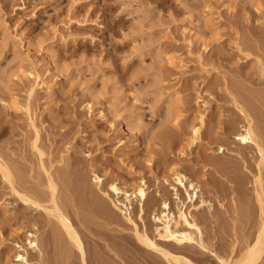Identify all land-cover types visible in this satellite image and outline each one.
<instances>
[{"label":"rangeland","instance_id":"rangeland-1","mask_svg":"<svg viewBox=\"0 0 264 264\" xmlns=\"http://www.w3.org/2000/svg\"><path fill=\"white\" fill-rule=\"evenodd\" d=\"M245 117L264 149V0H0V163L11 178L0 173V264H80L48 212L47 172L86 264H172L125 220L154 238L163 202L184 204L206 247L235 260L259 229L255 187L264 197L263 162L235 139ZM176 173L198 186L191 202ZM141 181L142 221L137 197L122 214L123 197L104 195Z\"/></svg>","mask_w":264,"mask_h":264},{"label":"bare ground","instance_id":"bare-ground-1","mask_svg":"<svg viewBox=\"0 0 264 264\" xmlns=\"http://www.w3.org/2000/svg\"><path fill=\"white\" fill-rule=\"evenodd\" d=\"M246 118V124L244 128L240 130V132L235 133V139L240 142L242 145L251 144L253 145L257 153L259 155V162H263L264 165V149L263 144L261 142V135L257 134L254 128L252 127V124L250 120ZM199 125L194 126L191 128V143H194V141L198 138V133L200 131V127H202L203 119L202 117L199 118ZM260 133V132H259ZM221 151L219 150L218 153ZM0 173L1 176L7 180L11 184V178L8 171L5 169L4 166L0 163ZM173 179L176 185L182 187L185 190L187 200L191 202L194 198L197 197V192L199 191V188L197 185H195L193 182H188V187L186 186V177L179 174H172ZM47 176L49 179V201H50V207H40L48 209L47 211L53 215L58 222V225L63 230V233H65L67 239L69 240V243L76 249L79 258H80V264H86L85 263V253L82 241L78 235V233L75 231V228L70 223L69 219L63 214L60 207L58 206L57 197H56V187L54 183L51 180V177L49 173L47 172ZM258 177V176H257ZM258 180L257 178H255ZM254 182H257V181ZM93 181H95L97 184H101L102 178L100 176H95ZM259 181V180H258ZM260 184V183H259ZM260 188V187H258ZM255 187L254 194L255 199L258 204L259 208V229L255 236L254 242L250 245H246L244 248L245 250L240 254L238 258L235 260H232L231 258L227 260H222L218 258L213 251H210L208 247L203 242L202 238V230L200 226L198 225L196 219L191 215L189 211L185 210L184 204L177 205L176 213L170 211V206L167 202H163L161 205V217L157 218V222H159V226L155 228V237L150 238L146 235L145 232H140L138 230L137 224L131 219V217L128 215L125 217V220L127 223H129L134 231L135 237L137 241L144 247V249L151 251L153 253L159 254L163 259L172 262V264H192L188 259L181 255H175L171 253L167 248L173 249V250H183V251H191L195 253H206L210 256H216L218 260L221 261L223 264H257L259 257L261 256V252L264 249V197L261 193L262 190ZM171 189L175 190L174 187ZM260 190V191H259ZM12 191L18 196L20 200H22L24 203L33 205L35 207H39V203L35 201L34 199L27 197L26 195L18 192L14 187H12ZM188 191H191L189 193ZM114 195L116 198L123 197L124 203L122 205L124 206V210H121L118 208V205H120V202L118 200H111L114 207L120 210L122 214H127V211L129 210V203L132 200V198L137 197L139 201V220L142 219V215L144 213L143 211V202L146 199V190L144 188V183L141 181L139 185L136 187L133 192H129L128 190H125L123 188H120L116 184H111L108 187V192H104L105 196H108L109 194ZM177 197V193H175V197ZM202 202V201H201ZM128 203V204H126ZM203 203V202H202ZM46 211V210H45ZM32 236V234H30ZM29 246L32 249H36L38 252H40L39 243L37 237L34 235L33 239L28 242ZM244 246V245H243ZM230 252L233 253V248L230 249ZM17 260H22L23 262H26V258L24 255L18 253L16 255Z\"/></svg>","mask_w":264,"mask_h":264}]
</instances>
